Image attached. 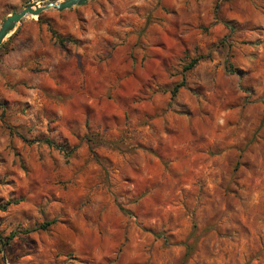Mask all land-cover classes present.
Here are the masks:
<instances>
[{
	"label": "rangeland",
	"instance_id": "obj_1",
	"mask_svg": "<svg viewBox=\"0 0 264 264\" xmlns=\"http://www.w3.org/2000/svg\"><path fill=\"white\" fill-rule=\"evenodd\" d=\"M38 17L0 43V264H264V0Z\"/></svg>",
	"mask_w": 264,
	"mask_h": 264
},
{
	"label": "water",
	"instance_id": "obj_2",
	"mask_svg": "<svg viewBox=\"0 0 264 264\" xmlns=\"http://www.w3.org/2000/svg\"><path fill=\"white\" fill-rule=\"evenodd\" d=\"M88 0H50L43 5H28L22 8L20 11L12 12L8 14L0 23V43L6 37V35L14 29L26 16H39L44 11L54 9L63 10L74 6H79Z\"/></svg>",
	"mask_w": 264,
	"mask_h": 264
},
{
	"label": "trees",
	"instance_id": "obj_3",
	"mask_svg": "<svg viewBox=\"0 0 264 264\" xmlns=\"http://www.w3.org/2000/svg\"><path fill=\"white\" fill-rule=\"evenodd\" d=\"M41 17V14L39 15V19ZM49 31L52 35L53 38H55V40L60 43L61 45H63L65 39H63L62 37H60L55 30H53L52 28H49ZM199 58H194L190 61V63L185 67L186 70H189L191 68H193L195 66V64L198 62ZM182 84V83H181ZM181 84L179 85H176L174 87V89L172 90V95H175L178 88L180 86H182ZM48 144L52 145V143L50 141H47ZM63 150V149H62ZM10 204L9 202L7 203V205ZM5 205V206H7ZM0 208H5L4 206L3 207H0ZM54 221H47V222H44L42 225H40V227H38L39 229H45L46 227H49L51 224H53ZM17 232H20V233H26V232H29V230H24V231H14L12 233H10V235L8 237H6V240L5 241H2V243H0L1 246H4L5 244H8V242L17 235Z\"/></svg>",
	"mask_w": 264,
	"mask_h": 264
}]
</instances>
